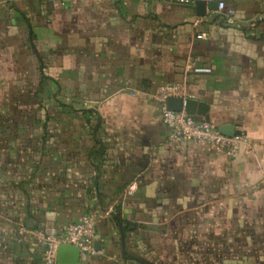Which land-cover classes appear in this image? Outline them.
Returning a JSON list of instances; mask_svg holds the SVG:
<instances>
[{
    "label": "crops",
    "instance_id": "0c3cea01",
    "mask_svg": "<svg viewBox=\"0 0 264 264\" xmlns=\"http://www.w3.org/2000/svg\"><path fill=\"white\" fill-rule=\"evenodd\" d=\"M225 1L232 25L175 0H0V264H44L33 231L90 214L79 264H264V0ZM176 82L250 145L172 139L155 94Z\"/></svg>",
    "mask_w": 264,
    "mask_h": 264
},
{
    "label": "built area",
    "instance_id": "2783aa9c",
    "mask_svg": "<svg viewBox=\"0 0 264 264\" xmlns=\"http://www.w3.org/2000/svg\"><path fill=\"white\" fill-rule=\"evenodd\" d=\"M182 5H192L195 7L197 1L207 3L217 1L218 9H207V17L215 13L220 14L226 24L235 23L236 11L228 7L225 0H175ZM62 5L66 1H61ZM200 17V16H199ZM202 17L199 18L200 21ZM198 39H207L208 33L202 32L197 34ZM198 60V58H197ZM197 72H206L210 69L207 67L195 68ZM169 97L190 98L185 84L167 83L160 86L155 94L156 100L161 105L163 123L169 128L171 138L175 140H193L204 143L222 151L229 157H235L243 146L250 145L248 135L242 131H237L232 137L223 134L220 127L212 122L200 119L196 115L183 111H173L168 108L167 100ZM97 214H90L82 217L80 220L68 224L62 233L56 230L36 229L33 231L37 241L44 247V264H58V251L62 244H71L78 246L81 253L96 254L95 239L97 233Z\"/></svg>",
    "mask_w": 264,
    "mask_h": 264
},
{
    "label": "water",
    "instance_id": "95a60500",
    "mask_svg": "<svg viewBox=\"0 0 264 264\" xmlns=\"http://www.w3.org/2000/svg\"><path fill=\"white\" fill-rule=\"evenodd\" d=\"M217 10L218 2H205L197 1L195 3V9L197 15L200 17L207 15V9ZM167 105L170 110L173 111H183L187 113L196 115L198 117H203L207 122H211L210 116V105L192 98L183 97H169L167 100ZM220 131L227 136H234L236 134V128L233 124H223L220 126ZM81 250L78 246L71 244H62L58 251V264H79L81 259Z\"/></svg>",
    "mask_w": 264,
    "mask_h": 264
},
{
    "label": "rangeland",
    "instance_id": "374dc122",
    "mask_svg": "<svg viewBox=\"0 0 264 264\" xmlns=\"http://www.w3.org/2000/svg\"><path fill=\"white\" fill-rule=\"evenodd\" d=\"M4 98L5 97H0V103H2L3 102V100H4ZM1 114H0V118L2 119V120H7L8 118H7V113H5V112H0ZM9 115V114H8ZM9 119H11L12 120V114L10 113V117H9Z\"/></svg>",
    "mask_w": 264,
    "mask_h": 264
}]
</instances>
